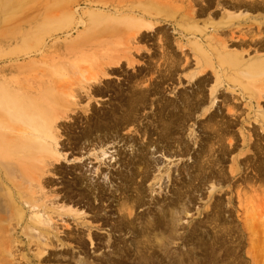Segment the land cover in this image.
<instances>
[{"label": "rangeland", "instance_id": "obj_1", "mask_svg": "<svg viewBox=\"0 0 264 264\" xmlns=\"http://www.w3.org/2000/svg\"><path fill=\"white\" fill-rule=\"evenodd\" d=\"M240 1L242 3L247 1L245 3L249 4L252 0H24V7L15 12L14 17L9 21L3 12L0 14V51L3 52L11 50L21 52L25 47V39L30 43L37 40L39 35L30 32L31 27L27 24L22 25L24 22L34 25L44 22L47 18L58 21L57 30L46 34L44 47L41 46L35 52L21 57L13 55L10 60H0V79L19 80L25 83L37 81L41 84L47 81H52V84L55 82L65 84L66 81L67 84L69 82L67 80L70 79L71 82L76 83L73 87L78 88L79 76L71 74L74 76L72 77L69 74L71 78L66 77L61 72L62 69L67 70L78 64L93 68L100 62L103 53L120 54L122 70L111 75V87L107 88L101 84L106 95L90 102V108L104 109L110 108V99L115 105H119V97L124 98L126 102L130 97L129 94L132 93V86L136 85L135 81L140 82L146 74L151 77L152 72L149 73V68L164 66L165 58L166 63L175 58L177 65L173 79L162 83L161 91L157 96H150L146 107L140 108L137 114L138 128L142 129L149 125V129L151 128L154 133L152 139L158 138L160 130L155 126L157 123L152 122L155 119V112L158 111L156 109L159 104L158 98L169 101L174 100L181 93H192L197 89L195 82L198 77H205L206 85L202 88L204 107H210L214 103L211 111L218 108L220 114L218 118L222 119L224 129H227L221 143L222 149L225 150L216 152V156L222 157L220 166H217L218 170L222 168L221 183L214 189L211 182L202 186L198 193L189 197V200L187 198L185 207L171 223L168 221L166 225L164 222L167 220L162 219L164 225L156 227L153 231L163 232L165 235L173 232L176 235L168 246L164 247L163 241L158 240L159 238L154 239L153 234L151 236L154 245L146 241L147 237L141 236L140 224L136 226V232L112 231L111 224L119 217L117 206L107 207L110 201L100 202L99 199L94 198L95 194L90 198L79 194L83 191L89 193L91 190L98 193L99 190H103L111 195L112 199H117L116 196L121 195V190H118V183L121 182L118 173L126 174V168L121 165L117 153L120 151L123 158H130L136 157L135 150L129 144H125L120 137L114 143L107 142L105 146L109 152L107 157L114 154V158H108L106 163L104 159L101 160L103 163L100 168L109 174V177L103 180V175L99 177L98 173L89 170L100 165L95 159L96 152L92 151L96 142L83 140L77 145L69 144L67 135L59 126L60 150L65 157L57 162L58 170L53 171L54 168L51 167L52 171L46 174L49 183L41 194H44L43 201L49 208L54 207L56 211L60 207L64 212L62 217L55 215L58 224L55 233L64 241L63 243L55 241L53 245L42 246V243L38 242L37 233L34 238L23 234L25 223L18 227V235H16L11 231L13 226L8 221L5 226L0 225L1 229L3 227L10 229L4 236H0V264H81L78 262L79 259L86 261V264H118L119 260L126 264V254L122 252H126L127 248L132 260L128 264H133L134 259L139 258L138 251L142 247L139 243L149 249L148 253L154 251L158 264H180L182 259L186 260L185 264H190L189 259L195 262L196 258L197 264H213L205 260V251L201 243L205 242L209 246L216 230L224 225L232 226L233 236H226L224 231L219 233L222 245L214 254L224 258L220 264H234L233 256L228 254H239L240 264L263 263L264 224L261 223L264 217L261 219V215L264 212L262 205L264 202V92L260 96L252 97L254 91L247 89L245 91L244 88L243 91L240 84L234 85L231 82L229 86L225 81L216 89L214 94L216 99H214L211 88L216 83V77L212 67H209L204 75L199 74L193 79L190 77L199 71L193 49V43L196 41L192 35L194 30L190 31L193 29L190 27L196 23L207 32L201 35L205 36L203 40L214 35V41L221 47L225 46L228 51H243L246 58L264 54V11L235 9L234 4ZM257 1L261 3L263 0ZM155 5L160 7L163 13L160 14L155 9L158 8L154 7ZM23 12H28V16L22 17ZM226 12L237 15L244 13L247 16L232 19L227 18ZM148 13L159 14L158 19L150 22L154 25V29L143 28L141 33L146 32L145 38L141 39L140 34H137L135 39L133 29L126 24V19L134 16L147 19ZM187 16L194 18L195 21L189 22ZM203 44L210 50L207 42ZM172 54L173 58L170 57ZM60 77L66 80L63 81ZM81 91L85 95L84 91ZM84 99L73 108L83 111L88 103L86 97ZM152 99L155 100L154 105ZM122 107L126 110L125 106ZM202 110L203 108L177 130V141L172 144L169 153L166 155L162 152L152 153L154 148L146 150L149 153L145 151L146 156L153 163L157 161V167L167 171L153 187L150 186L151 181L144 184L145 205L138 208V214L144 213L146 216L152 213V215L157 214L158 219L161 218L159 208L165 201L170 200L173 194L171 190L177 188L175 184L180 180L178 177L182 172L181 169H185L186 176L187 167L194 162L196 152L200 149L203 140L209 134L213 136V131L204 128L207 122H205L206 116L201 115ZM73 131L76 135L81 134V124L80 127L73 128ZM120 132L121 136L131 134L139 148L145 146L149 140L142 130L141 133H136L134 127L121 129ZM106 140L113 141L114 137H106ZM62 145L64 147H61ZM216 145L215 149L219 147L218 144ZM154 173H157V170L152 174ZM74 177L82 180L81 185L75 186L76 189L73 186ZM181 190L186 191V188L183 187ZM212 190L214 196L210 197ZM238 192L241 194L242 206ZM216 199L222 201L223 209L219 221L221 225L213 229L214 224H211L209 219L214 212ZM250 208L257 209L254 210L257 215L256 220L251 221L248 216L251 213ZM29 214L30 211L27 212L26 218ZM208 214L210 215L207 216ZM107 217L111 224L105 226L103 220ZM248 219L251 229L248 228V224L246 228L244 223ZM195 230L204 241L201 242L196 238ZM10 232L15 235L10 236ZM194 245L197 246L196 249Z\"/></svg>", "mask_w": 264, "mask_h": 264}, {"label": "bare ground", "instance_id": "obj_2", "mask_svg": "<svg viewBox=\"0 0 264 264\" xmlns=\"http://www.w3.org/2000/svg\"><path fill=\"white\" fill-rule=\"evenodd\" d=\"M245 2L242 3L240 1L235 3L233 7L238 10L244 8V11H264V0L261 2L262 4L257 0H252L249 4ZM23 7L24 0H0V14L3 12L7 21L12 19L14 13ZM154 7L158 6L155 5ZM155 9H157L160 14L163 13L160 7ZM155 9L153 11H155ZM167 11L168 10H166V12ZM203 11L204 10H202V12ZM158 15L159 14L156 13H148L146 15L147 19H144L142 16L139 18L136 16L129 17L126 19V24L133 29L135 39H137V34H140L139 37L143 39L145 38L144 35L146 32L142 31L141 33V30L143 28L154 29V25L150 22L156 19ZM225 15H227V18L232 19H240L243 16H247L244 13L238 15L236 13H227ZM26 16H28V12H23L22 17ZM188 18L189 22L195 21L194 18ZM148 19L150 20L148 21ZM49 23H51V26L48 25ZM26 24L31 27L30 32L39 35L37 40L30 43L28 39H25V47L21 52L17 50H11L10 52L0 51V60H10L13 55L21 57L35 52L44 45L46 34L53 30H57L58 27V21L55 22L49 18L42 23L33 25L30 22H24L22 25ZM190 28H193L190 29V31L194 30L192 31L194 32L192 35H194L196 41L193 43V49L197 66L199 67V71L193 73L190 77L193 79L199 74L204 75L208 68L212 67L216 77V83L211 88V95H213L214 99H216V96H214L216 89L221 83H225V81L228 82V85L231 82L234 85L240 84L243 91L244 89L245 91L246 89L252 92L254 91L251 94L252 97L260 96L261 93L264 92V54H257L255 57L246 58L243 51H228L225 46L221 47V45L214 41V35L203 40L205 36L201 35L205 34L206 30L200 27L199 23L194 24ZM199 39L203 43L207 42L210 50L206 49L205 45L201 43ZM112 51L113 50H111V52ZM170 57L173 58V54L172 56L170 55ZM128 59H130V57ZM174 59L166 63L165 58L164 66L160 64L161 66L155 67V69L154 67L149 68V73L152 72L151 77H148L146 74L141 78L140 82L135 81L136 85L132 86V93L129 94L130 97L126 102H124V98L121 99V97H119V105H115L111 102L112 99H110V108L107 107L108 109L106 107L104 109L90 108V102L97 97L106 95V91H104L101 84H104L107 88L112 86L111 75L120 71L122 67V56L120 54L103 53L100 62L96 63L97 65L93 68H89L90 66L88 67V65L83 67L82 64L73 67L70 66L71 68L67 69L68 71L59 68L62 69L61 72L66 77L69 74L70 76H72L71 74H76L77 77L79 76V89L73 87L76 83L71 82L69 79L71 77L69 76V80L67 81L71 84L69 82L66 84V79L63 80L61 77V80L65 81V84L64 82H55L52 84V81H44L45 84H41L37 81L25 83L19 80L0 79V225L5 226L6 222L9 221L10 225L13 226L11 231H14L15 234L18 235V227L25 223V227L22 230L23 234L29 238H34L35 233H37L39 238L38 242L42 243V246L53 245L55 241L63 243L64 239L55 233L58 228L55 215L62 217L64 212H62L60 207H58L56 211L54 207H52V209L49 208L43 201L44 194H41L44 193L42 192L43 188L49 183L46 174L52 171L51 167L54 168L53 171L58 170L57 162L65 157V154L60 150L61 143L58 135L60 132L59 126H61L65 135H67L69 144L77 145L83 140L85 142H96L93 144L94 148L92 151L96 152L94 153L95 159L100 165L96 166L95 169L89 170L98 173L99 177L103 175V180L108 178L109 174L100 168L102 167V161L104 159V163H106L108 158H114V154H109L111 156L107 157L109 153L107 148H105L107 142L114 143L118 141L120 137L125 144H129L131 148L135 150L136 157L130 158H123L122 153L117 150V155L120 156L122 162L121 165L126 168V174L118 173L121 179V182L118 183V190H121V195L116 196L117 199H112L111 195L105 193L103 190H99V192L96 193L89 189V193L83 191L79 194L88 198L95 194V197H93L99 199L100 202L110 201L107 207L117 206L116 209L119 212V217L114 223L111 224L108 217L104 220L102 219L103 225H112V231H125L127 233H129L128 231L136 232V226L140 224L141 236L147 237L146 241L154 245L152 240V236H154V239L159 238L158 240L163 241L164 247H167L168 243H170L176 235L173 232L165 235L163 232L157 233L153 230H155L156 227L163 226L164 223L167 225L168 221L171 223L172 220L177 218V214L181 212L180 210H183L182 208L185 207L189 197L198 193L202 186L211 182L212 189H214L217 184L221 183L223 179L222 174H220L222 168L218 170L217 166H220L222 157L216 156V152L225 150V148L222 149L223 146L221 143L226 133L225 131H227V129H224L225 126L224 123H222V119L218 118L220 116L218 108L211 111L214 103L210 107H204L205 100L202 94V88L206 85L205 77H198L195 82L197 89L192 93H181L177 95L174 100L171 99L169 101L158 98L159 104L156 107L158 111L155 112V119L152 121L154 124L157 123L155 126L160 130L158 138L155 140L152 139V134L154 133H152L153 131L151 128L149 129V125L142 129L138 128L137 114L140 108L143 106L146 107L150 96H157L161 91L160 87L162 83L173 79L175 66L177 65ZM128 63L131 64L130 61H128ZM76 80H78V78ZM81 90L84 91L85 95H83ZM115 91L118 93L117 89ZM83 97H86L88 100L87 106L83 108V111L73 108V106L82 102L81 99H84ZM154 104L155 100L152 99V105ZM122 106H125L126 110H123L124 108ZM202 108L201 115L206 116L205 122H207L204 128L213 131V136L209 134L208 137L203 140L200 149L196 152L194 162L191 166L187 167L188 173L186 176L184 175L185 169H181L182 172H180L178 177L180 180L175 184L177 188L171 190L173 191V197L171 195L170 200L167 202L165 201L159 208L158 212L162 215L161 218L158 219L157 214L152 215V213H148L146 216L144 213L138 214V208L145 205L144 184L147 181H151L150 186L153 187L163 178L164 173L167 171L161 167H157V161L153 163L146 156L145 151L151 150V148L153 150L154 148L152 153L162 152V154L165 155L169 153L172 144L177 141V130L192 119ZM89 111L91 112L89 113ZM76 124L78 126H76ZM80 124L82 132L80 131L81 134L76 135L73 128L80 127ZM129 127H134L136 133H141L142 130L144 136H148L149 140H147L145 146L142 145V147L139 148L136 144V140L130 136L131 134L121 136L120 130ZM106 137H114V140L107 141ZM216 144H218L219 147L215 149ZM61 147L64 146L62 145ZM97 147H99V150H97ZM137 151L139 153H137ZM120 160H118V162ZM77 165L78 164H76V166ZM156 170L157 173L152 174ZM137 177L140 179L138 180ZM168 177H170V174ZM73 181L75 189L82 183L79 177H74ZM183 187L186 188V191L181 190ZM213 194L214 192L212 190L210 197H213ZM238 197L242 206L243 201L240 192H238ZM114 201L116 202L113 205ZM215 202L214 212H212V216L209 219L211 224H214L213 229L221 225L219 221L221 220V210L223 209L221 200L216 199ZM262 205L264 207V202ZM250 209L251 213L248 214V216H250L251 221L256 220L257 215L254 212L256 208L254 210L253 208ZM28 211H30V214L29 217L26 218ZM209 215L210 214L207 216ZM262 215L261 219L264 217V212ZM144 216L145 218H143ZM162 219H166L167 221L162 223ZM244 223L246 228L248 224V228L251 229L249 219L245 220ZM261 224H264V221ZM168 226H170V224ZM7 230L10 229H7V227H3V229L0 228V236H4ZM223 231L226 236H233L232 226L224 225L219 230H216L215 237L209 242L208 246L205 242L201 243L204 240L195 230L197 235L196 238L201 241L202 249L205 251L204 258L205 260H209L210 263L220 264V262L224 260L223 257L214 254L216 249L222 245L219 233ZM15 234L10 232V236H14ZM151 234L153 235L151 236ZM139 245L143 248H139L138 262L137 259H134L133 264H158L155 260L156 256L154 251L148 253L149 249L144 247V244L139 243ZM196 247L197 246L194 245V249H196ZM209 249L212 250L209 251ZM122 253L126 254V264H128L131 260L128 248L126 252L123 251ZM228 255L233 256L232 263L240 264L238 263L239 254ZM195 260L196 261L193 262L192 259H189L190 264H197V258ZM180 261V264L186 263V260L182 259ZM78 262L86 264V261L82 259H79ZM117 263L124 264V262L120 260L117 261ZM261 264H264V261Z\"/></svg>", "mask_w": 264, "mask_h": 264}]
</instances>
